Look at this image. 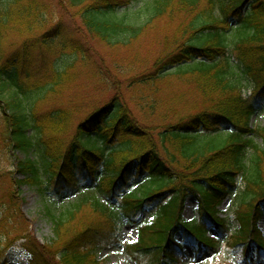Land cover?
<instances>
[{
	"label": "trees",
	"instance_id": "obj_1",
	"mask_svg": "<svg viewBox=\"0 0 264 264\" xmlns=\"http://www.w3.org/2000/svg\"><path fill=\"white\" fill-rule=\"evenodd\" d=\"M153 28L151 63L92 64L113 94L75 126L71 107L39 111L74 80L77 60L90 64L85 40L130 49ZM12 34L24 39L0 57V141L25 158L14 165L23 178L0 195V250L20 225L26 264H102L95 251L119 245L124 217L139 228L124 249L140 264H184L183 244L200 256L228 233L244 264L252 253L264 264V0H0V48ZM20 185L41 198L53 231L43 244L18 220ZM186 197L198 202L192 220ZM231 197L232 233L220 211ZM85 209L96 217L86 224Z\"/></svg>",
	"mask_w": 264,
	"mask_h": 264
},
{
	"label": "rangeland",
	"instance_id": "obj_2",
	"mask_svg": "<svg viewBox=\"0 0 264 264\" xmlns=\"http://www.w3.org/2000/svg\"><path fill=\"white\" fill-rule=\"evenodd\" d=\"M65 23L68 22L66 21ZM68 24L70 25V23ZM156 36H159V34L156 30H154V28L152 30H148L146 31L143 38L138 41L140 44H136L130 49L123 47H114L109 49L103 43L96 42V40L91 42L90 40H85L86 43L89 41L87 45L91 44L93 50H96L91 54L92 60L90 61V64L82 65L80 61L77 60L73 66L75 67L73 70L74 80L69 83L70 85L68 87L61 90L58 96L45 99V101H43V103L38 106L39 111L58 108L59 106L71 107L73 113V126H75L78 120H80L87 112L91 111L90 106L94 105L96 107H101L102 104L108 101L113 94L112 87L106 86L103 81L98 82V78L93 75L92 64H98L102 56L103 58L101 61L105 66L109 65L112 67L120 65L127 67L128 64L126 63L132 61L134 56L133 54H138V58L140 60H148L149 63H151V61H153L155 57L161 53V45L158 43H153V40ZM23 39L24 38H21L16 34L6 36V38H4L1 43L0 50L2 54L0 57L2 59H9ZM65 59L67 58L65 57ZM134 64L138 65L137 63ZM108 79H110V77H108ZM71 83L73 84L71 85ZM247 91L251 92L249 89H247ZM70 100H74V103H72ZM73 129L74 128L72 127L70 136ZM70 136L68 139H70ZM2 145L3 144L0 141V170L10 171H8L5 176L0 177V195H5V193L8 192V181L11 180V178H23L22 175L16 171V167H14V165L18 162V160L24 159L25 156L20 151H9L7 147L5 148ZM18 189H20L21 199V216L18 220L21 221V224L24 223L23 226L29 229L32 236L37 239L38 242L43 244L44 241L52 238L53 231H51V224L43 216L41 209V198L33 188H29L27 185H20ZM86 193L92 194V192L88 191H85L83 194L85 195ZM98 195L103 198L101 201L104 202L105 198L101 194ZM72 198L69 200L71 201ZM69 200L65 201L68 202ZM184 203L185 204L181 213L183 219H194L198 210V202L195 198L187 197L184 200ZM234 208L235 201L233 197L227 199L226 203L220 206V210L224 212V215H228L231 219L232 232H234L238 227V222L236 219H234ZM153 214L154 209L144 212L143 216L145 219H150L152 216H154ZM80 218L83 220L82 223L86 224L88 221L95 219L96 217L89 209H85L80 213ZM11 221L12 223L16 222L13 220ZM116 221L118 225L117 227L119 228L117 237L120 240V245L99 247L95 251L97 260L99 259L102 264H138L139 262L137 263L132 257H129L124 249L125 244L135 243L138 241L139 231L137 226L131 222H128L124 217H118ZM258 221V228H260L264 235V217L260 218ZM19 226L20 225L15 227L16 230L13 231V234L10 236V240L7 242V245L6 242H2V244H5V246L0 250V254L4 258L2 264H24L27 260L28 253L19 248L21 241L15 240V238H19L21 234L19 231ZM76 227L79 229L81 225L78 223ZM229 235V233L224 235V238H228ZM14 240L16 241L15 243ZM11 243L12 245L9 246ZM218 245L219 246L217 249H207L202 253L201 256L195 257L194 249L185 243V247L183 249V257L185 258L184 264H243L242 257L239 258V256L235 254V251H239L241 246L233 247L232 244L229 242L226 244L225 241H221ZM148 259L150 260V258ZM249 263L257 264L254 256L249 258Z\"/></svg>",
	"mask_w": 264,
	"mask_h": 264
}]
</instances>
